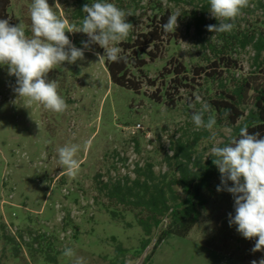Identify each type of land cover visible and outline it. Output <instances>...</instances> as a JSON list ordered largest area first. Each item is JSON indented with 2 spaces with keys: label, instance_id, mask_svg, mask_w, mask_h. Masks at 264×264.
Listing matches in <instances>:
<instances>
[{
  "label": "rangeland",
  "instance_id": "rangeland-1",
  "mask_svg": "<svg viewBox=\"0 0 264 264\" xmlns=\"http://www.w3.org/2000/svg\"><path fill=\"white\" fill-rule=\"evenodd\" d=\"M57 2L60 6L54 11L73 27L70 16L75 0H48L50 6ZM31 4L32 0H11L9 7L14 25L23 23L28 36L32 35ZM164 7L180 15L175 38L164 46L158 59L151 62L146 58L144 68L147 79L158 81L162 88L150 86L137 72L138 93L113 84L104 60L99 61L96 52L82 45L78 32L66 35L75 47L83 49V59L74 64L64 62L48 73L66 101L62 113L37 103L29 107L26 98L14 91L16 77L8 74L7 66H0V264H74L77 257L83 264H115L112 238L128 250L124 264H251L264 259V250L252 251L256 238L245 239L236 225L230 226L235 198L221 183L218 168L205 193L207 206L198 224L188 236H170L155 249L154 240L145 251L140 249L143 232L133 213L127 212L122 222L106 211L109 207L126 212L100 193V182L134 178L137 165L146 163L153 164L156 173L167 171L166 157L173 154L172 141L179 137L193 140L198 134L195 156H202L203 161L211 160V148L222 146L230 137L229 128L198 129L191 120L190 110L216 98L217 85L197 80L204 87L182 92V100L173 107L163 97L166 86L162 84L167 78L161 75L169 63L177 60L193 76L195 67H205L209 65L206 58H213L206 43H219L220 32L207 30L208 25H219L210 13L209 0H167ZM144 11L137 12V32L150 25L152 12ZM232 23L238 31L264 30V0H249ZM123 41L117 46L121 48ZM234 53L240 67L237 77L256 74L251 48ZM197 96L200 101L195 100ZM85 142H90L87 150ZM66 144L80 145L76 156L80 168L75 176L67 175L59 164L57 149ZM232 186L228 181L227 187ZM218 187L223 190L217 191ZM20 231L26 237L29 231L46 235L50 249L42 252L41 246H16L15 250L8 235ZM66 247L74 250V257L62 254ZM47 254L55 260L47 259Z\"/></svg>",
  "mask_w": 264,
  "mask_h": 264
},
{
  "label": "trees",
  "instance_id": "trees-1",
  "mask_svg": "<svg viewBox=\"0 0 264 264\" xmlns=\"http://www.w3.org/2000/svg\"><path fill=\"white\" fill-rule=\"evenodd\" d=\"M165 1L167 0H107L130 13L126 21L133 25L128 37L121 43V55L126 59L119 62L104 59L113 84L138 93L141 84L138 78H135L134 72H137L143 75L150 86L160 88L158 81L147 79L144 68L148 65L146 58L151 62L158 59L164 46L175 38L174 32L166 33L162 27L173 14L170 9L164 7ZM94 2L96 0H75L76 6L70 16L73 26L82 24L86 15L82 12L83 6ZM10 4L11 0H0V19H8L10 24L14 25L9 15ZM140 9L145 10L144 12L150 9L152 15L151 19H148L150 25L147 30L137 32L135 25ZM78 36L83 46L89 42L85 33L78 32ZM219 41L206 43L213 58L206 56L209 65L195 67L193 76H189L191 71L177 60L169 63V69L165 68V74L161 75V78H167V82L162 84L166 86L163 93V97L168 100L166 104L175 106L176 101L182 100L181 93L196 91L195 86L215 84L219 87V93L215 99L208 102L211 109L208 114L216 117L217 123L214 127L230 129V137L222 146L229 143L231 138H238L240 128L245 125L250 133L258 132L264 137V30L255 28L251 31H238L233 27L229 32H220ZM87 48L100 55L104 54V49L97 44L89 43ZM247 48H251L254 53L252 65L258 71L256 74L237 77L236 72L240 67L234 52ZM142 55L145 57L142 58ZM197 80H203L205 84L201 85ZM205 89L208 90V87ZM225 110H230V113L226 115ZM190 112L192 114L193 111ZM199 140L197 134L193 140L179 137L172 141L170 148L173 154L166 157L169 168L165 172L156 173L154 165L146 163L143 166L137 165L134 178L125 176L111 182H100V193L105 195L109 203L121 206L126 211L123 213L107 207L106 211L113 219L125 222V214L133 213L143 232L140 245L142 251L148 249L153 240L155 249L170 236H188L200 221L207 206L205 193L210 190L217 167L212 163L213 158L203 161L202 156H195V146ZM127 226L131 224L127 223ZM27 234L26 237L21 231L18 235L9 233L8 239L14 244L15 250L16 246H41L40 249L44 250L42 252L50 249V245H46V235L31 231ZM112 240L116 243L115 264H124L128 250L115 238ZM44 245L47 247L43 249ZM46 257L51 261L55 260L49 254Z\"/></svg>",
  "mask_w": 264,
  "mask_h": 264
},
{
  "label": "clouds",
  "instance_id": "clouds-1",
  "mask_svg": "<svg viewBox=\"0 0 264 264\" xmlns=\"http://www.w3.org/2000/svg\"><path fill=\"white\" fill-rule=\"evenodd\" d=\"M210 13L219 20V25H208L210 32H229L233 29L232 21L249 5V0H209ZM48 0H32L30 7L31 36L26 35L23 23L10 24L8 19H0V66H7L8 74L16 77L14 89L18 97L26 98L30 107L33 103L45 109L62 113L67 104L58 94L57 82L48 79V73L64 62L74 64L84 57L83 49L75 47L66 32H82L89 37V43L104 49V54L97 53L99 61L105 58L111 62L126 59L117 45L126 39L133 25L126 21L130 13L118 8L107 0L85 4L82 12L86 15L79 27H68L67 21L57 15ZM179 14L169 16L162 25L163 30L175 32ZM200 101V97H196ZM194 107V105H190ZM210 106L202 104L193 111L191 120L200 129L211 131L216 125V117L210 113ZM230 110H225L229 114ZM206 114H208L206 116ZM212 139H215L213 136ZM90 147L85 142L84 148ZM80 150L78 144H66L57 149L59 164L69 176H75L80 168L76 159ZM212 163L221 174V183L235 198V215L229 214V224L236 225V230L245 239L256 238L253 252L264 250V137L260 133H250L247 125L240 128L239 137L231 138L224 146L211 148ZM231 181L233 186L227 187ZM223 190L218 187L217 191ZM66 257H74L72 248H65ZM74 264H83L77 257ZM251 264H264L253 260Z\"/></svg>",
  "mask_w": 264,
  "mask_h": 264
},
{
  "label": "built area",
  "instance_id": "built-area-1",
  "mask_svg": "<svg viewBox=\"0 0 264 264\" xmlns=\"http://www.w3.org/2000/svg\"><path fill=\"white\" fill-rule=\"evenodd\" d=\"M10 198H12V196H10ZM2 203L4 204V203H5V201H2Z\"/></svg>",
  "mask_w": 264,
  "mask_h": 264
}]
</instances>
